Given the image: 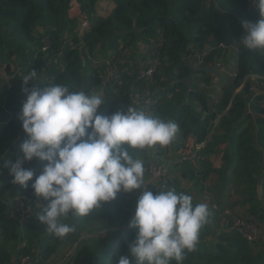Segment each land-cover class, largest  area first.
I'll list each match as a JSON object with an SVG mask.
<instances>
[{"label":"trees","instance_id":"trees-1","mask_svg":"<svg viewBox=\"0 0 264 264\" xmlns=\"http://www.w3.org/2000/svg\"><path fill=\"white\" fill-rule=\"evenodd\" d=\"M105 2L0 0V65L6 64L11 75L0 94V264H16V260L26 254H36L40 261L49 260L65 241L73 237L76 240L85 230L99 238L89 251L90 264H117L118 258L128 254V245L135 240L138 230L129 225L140 196L144 191L156 194L159 190L169 189L191 195L194 205L206 203L211 212L209 222L199 232L196 250L186 254L183 264H264V244L250 245L237 232L217 229L221 211L237 205L231 202L237 187L240 196L253 205V215L262 213L264 220V162L259 160L261 154L264 156V94L255 96L249 111L247 106L252 91L248 83L243 85L250 75L264 76V50L252 51L243 46L240 38L245 29L238 21V17L250 22L259 20L255 3L253 0H216V3L212 0H115L114 7L102 13L101 6ZM74 5L80 8L81 16L92 17L90 30L84 37L91 50L104 44L119 55L138 42L149 46L153 41L162 40L164 66L154 84L156 103L147 114L173 120L178 125L177 134L194 144L212 135L198 161L175 163L183 169L180 174L170 176L165 189L152 184L141 192L136 189L118 192L115 199L103 202L88 216L70 214L62 218V222L74 225L76 230L65 238H57L46 230L38 216L22 226L18 213L9 204V199L17 195L42 202L31 184L46 163L39 158L25 161L23 166L35 173L33 181H29L27 188L12 183L10 162L23 156L20 145L27 138L19 118L26 99L22 77L35 69L40 81H30L28 87L33 83L40 88L46 83H58L87 94L105 86L101 97L104 103L98 112L106 116L134 107V97L144 87L129 74H123L120 80L105 82L100 67L85 59L80 47L66 42L70 36H73L74 44L79 42L74 34ZM43 33L58 46L56 50L50 47L43 52ZM223 42L239 45L238 75L221 93L217 108L222 115L218 118L204 91L195 89L186 102V87L180 80L189 74L183 61L187 54L194 48L202 50L206 44L216 48ZM60 52L63 56L57 57ZM220 57L221 50L215 49L204 64L215 65ZM16 67L20 68L19 76L15 74ZM203 75L207 83L214 78L211 74ZM130 152L134 158L143 161L145 170L150 158L148 149ZM213 155L221 159L218 170L212 169ZM212 173L217 175V188L208 186ZM183 179H188L187 187L183 185ZM259 184L262 195L257 191ZM195 192L211 193L212 198L200 201ZM213 203L217 204V209L213 208ZM38 214H41L40 207ZM214 235L215 241L211 242Z\"/></svg>","mask_w":264,"mask_h":264},{"label":"clouds","instance_id":"clouds-1","mask_svg":"<svg viewBox=\"0 0 264 264\" xmlns=\"http://www.w3.org/2000/svg\"><path fill=\"white\" fill-rule=\"evenodd\" d=\"M253 2L260 18L243 22L245 34L240 39L246 49L262 51L264 0ZM22 78L26 99L19 118L27 138L20 145L23 156L10 162L12 183L27 188L35 173L23 166L25 161H46L31 184L42 198L38 219L50 234L65 238L76 229L62 218L88 216L118 192L146 186L143 161L130 150L169 145L178 125L131 106L110 116L99 114L104 103L99 96L64 84L28 87L30 81H40L35 69ZM210 216L208 205H194L191 195L175 189L144 191L129 225L138 230L135 240L117 264H172L173 260L183 264L186 254L196 250L199 232Z\"/></svg>","mask_w":264,"mask_h":264},{"label":"built area","instance_id":"built-area-1","mask_svg":"<svg viewBox=\"0 0 264 264\" xmlns=\"http://www.w3.org/2000/svg\"><path fill=\"white\" fill-rule=\"evenodd\" d=\"M212 2L216 3V0H212ZM72 14L78 20V29L77 36L79 38V42L74 44L72 42V38L67 39V43L71 46L80 47L83 52V57L90 61L93 65L100 67L103 65L105 67L104 73V81L111 82L113 80H120L123 74H129L132 76L137 82L142 83L144 86L140 93H136L134 97V108L138 111H143L146 114L149 112L150 108L156 103L154 99V84L156 82V75L162 70L164 66L163 59L161 57L162 53V45L163 41H153L146 49L144 54L137 55L135 57L127 58L122 61H118L115 59L116 54L104 56L103 58L96 55L91 48L84 41L85 34L90 30V25L92 22L91 19L86 18L85 16L80 15V8L78 5H74L72 7ZM238 21L243 23L244 19L238 17ZM43 52H47L51 47V37L48 34L43 33ZM238 47V44H233ZM232 45H227L226 43L218 44V47H213L210 44H206L202 50L194 48L190 54H187L183 61L186 59H190L192 64L196 67L206 66L204 62L206 58H208L215 49L223 50ZM63 52L57 54V57H62ZM222 58H219L217 63V69L219 67H224V62ZM53 64L55 62L51 61ZM214 66V65H209ZM201 74V73H200ZM205 74V73H204ZM208 74V73H207ZM213 79L217 78V70L213 74L211 73ZM238 75V65L237 59L234 62V66L230 68V72H228L229 81L233 80ZM250 85V90L252 91L251 98H249V103L247 107L251 106L252 100L258 94H264V76L260 75H250L248 76L243 85ZM105 90V86L97 88L91 92L90 95H97L100 98L102 97ZM2 90L0 89V94ZM222 98V94L218 96L214 100L213 103V111L217 113L218 118L221 117V113H219V108H217L218 104H220ZM251 111V110H249ZM209 136V139L211 138ZM204 140L200 143L195 144L196 149L185 153L180 157L178 162H196L202 155V150L206 147L208 140ZM150 161L147 163L145 170H147L148 175L150 176V181H148L147 185L144 189L147 188L148 185H155L159 189H165L167 187L168 181L172 173L173 164L170 162H161L158 157L154 156V154L149 159ZM177 163V162H176ZM175 165V164H174ZM148 166V167H147ZM1 176V172H0ZM44 203V202H43ZM9 204L11 209L16 211L20 218V224L23 226L32 220H35L38 216V208L40 207L41 201L35 198H29L22 195L13 196L9 199ZM213 208L217 209V204L213 203ZM219 210V209H218ZM221 216L227 217L232 220L230 227L226 230L230 232H237L240 234L247 243L250 245L257 244L256 242L259 240L262 231V222L260 219L252 216V217H243L237 211L232 210L231 208H225L221 211ZM80 241L73 243L61 256V258L56 261H40L36 255L26 254L16 260V264H72L75 255L79 249Z\"/></svg>","mask_w":264,"mask_h":264},{"label":"rangeland","instance_id":"rangeland-1","mask_svg":"<svg viewBox=\"0 0 264 264\" xmlns=\"http://www.w3.org/2000/svg\"><path fill=\"white\" fill-rule=\"evenodd\" d=\"M115 4V0H106L105 3H103V5L101 6V12L104 13L106 12L108 9H112L114 7ZM76 28H75V32L74 34H76L77 29H78V20L76 19ZM45 28V25H44ZM73 36H70L69 38H71ZM55 41V40H54ZM67 42V40H66ZM101 46H97L95 48L92 49V51L96 54L99 55V57L103 58L104 56H108V55H112V54H116V51L114 50H108L104 44H100ZM147 45H144L142 42H138L132 46H128L125 50L119 52V55L116 54L115 59L118 61H122L125 60L127 58H131V57H135L137 55H141L144 54L146 49H147ZM58 48V46H55L51 43V49L56 50ZM237 54H238V47L236 45H232L226 49L221 50V57L224 62V67H219L217 69V78L213 79L210 83H207L205 81L206 76H204L203 74H197L195 75V77L192 80V85L194 86L195 89H199L204 91L209 97H210V102L213 104L214 100L216 98H218L219 95H221V93H223L224 89L231 83L228 78H226V76H228V72H230V68H232L234 66V62L237 59ZM15 70V74L16 75H20L21 71L19 67H16ZM100 70L103 72V74L105 73V67L103 65L100 66ZM14 75V76H16ZM11 78V75L9 73V71L7 70L6 64H1L0 65V89L3 90L4 85L6 82L9 81V79ZM186 93V91H185ZM185 96V94H184ZM255 140V138H254ZM196 149V145L192 142V141H187L185 138L179 136L176 134L175 138L173 139V141L165 146V147H160L159 145L155 146V151L152 152V149H148V154L151 156L154 154V156L158 157L159 160L161 162H170L173 164L172 167V173L173 174H180L182 169L181 166L177 167L176 165H174L176 162H178V160L180 159L181 156H183L185 153L195 150ZM152 152V153H151ZM152 154V155H151ZM149 158V159H150ZM213 159V157H211ZM264 158L263 154H261L260 159L262 161V159ZM148 159V162L150 161ZM215 161L214 166L212 167L213 170H218L220 167V161L213 159ZM221 160V159H220ZM263 162V161H262ZM196 164V163H195ZM263 164V163H262ZM148 167V166H147ZM144 180L146 182V184L148 183V181H150V176L148 175L147 170H145V174H144ZM217 175L216 173H212L211 178H209L208 180V186H213L214 188H217L218 183H217ZM183 185L185 187L188 186V179H183ZM261 185V184H259ZM258 185V187H259ZM262 186V185H261ZM257 187V191L258 190ZM145 188L142 187L140 189H136L137 192H141L143 191ZM238 191L235 188V192H233L232 197L235 195V201H231L232 203H236L237 205L241 204L240 206H245L247 203L246 201V197H242L240 196L239 192V187H237ZM195 195L198 194V199L200 201H204L206 202V199L208 198H212V194L211 193H206V194H200L199 192H195ZM216 197L218 198V191L215 193ZM259 194V193H258ZM262 195V194H261ZM219 197H220V192H219ZM214 200L216 201V199L214 198ZM236 205V206H237ZM247 207L246 212L248 210V213H239L241 216L247 218V217H256L258 219L261 220L262 222V231H261V236L259 238V240L256 242L257 244H264V220L262 219V213L258 216L253 215L252 213V207L253 205L251 203H249V205H246ZM227 208H231L232 210H235L237 208H235L234 206H228ZM39 216V214H38ZM232 223V220L228 219L227 217L221 216L220 219V227L217 226V229H224L226 230L228 227H230ZM98 235V234H97ZM212 237V236H211ZM75 237H73L72 239L65 241L64 244L61 245L59 251L54 254L52 256L51 259L46 260V261H52V262H56L58 261L61 256L65 253V251L75 242L80 241L79 244V249L75 255V258L72 262V264H90V255H89V251L92 250L99 238L90 233L88 230L82 231L81 233H79V237L74 240ZM215 241V235L213 236L211 242ZM14 252H16L14 250ZM36 255V254H33Z\"/></svg>","mask_w":264,"mask_h":264},{"label":"water","instance_id":"water-1","mask_svg":"<svg viewBox=\"0 0 264 264\" xmlns=\"http://www.w3.org/2000/svg\"><path fill=\"white\" fill-rule=\"evenodd\" d=\"M185 64L187 65V67L189 68V74L187 76H185L183 79L180 80V82H182L185 87H186V93H185V101L188 102L190 95L192 92L195 91V88L192 85V80L195 77V75L197 74H204V73H215L217 70V65L214 66H201V67H196L194 64H192L190 59H186L184 60ZM258 193L259 195L262 194V186L259 185L258 187Z\"/></svg>","mask_w":264,"mask_h":264},{"label":"crops","instance_id":"crops-1","mask_svg":"<svg viewBox=\"0 0 264 264\" xmlns=\"http://www.w3.org/2000/svg\"><path fill=\"white\" fill-rule=\"evenodd\" d=\"M247 110H251V106L250 107H247ZM178 135V134H177ZM254 138H255V136H254ZM187 141H189L190 139H186ZM190 141H192V140H190ZM193 142V141H192ZM153 151L152 152H154L155 150V146L153 147V148H151ZM151 152V153H152ZM152 155V154H151ZM213 157V159H216V160H219L220 161V164H221V160H220V158L219 157H217L216 155H213L212 156ZM212 159V160H213ZM262 161H263V159H262ZM213 162H214V164H215V161L213 160ZM264 162V161H263ZM144 174H145V170H144ZM235 198H236V196L234 195L232 198H231V200L232 201H235ZM241 204H239V205H237V206H235V208H237L236 209V211L238 212V213H248V210H247V212H246V205H249V203H247L245 206H240Z\"/></svg>","mask_w":264,"mask_h":264}]
</instances>
